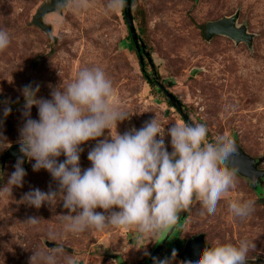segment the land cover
Segmentation results:
<instances>
[{"label":"rangeland","instance_id":"obj_1","mask_svg":"<svg viewBox=\"0 0 264 264\" xmlns=\"http://www.w3.org/2000/svg\"><path fill=\"white\" fill-rule=\"evenodd\" d=\"M44 1L0 0V28L10 34V45L0 51V134L9 146L18 144L19 129L25 120V85H39L35 98L50 99L53 88L64 87L81 68L95 66L113 83L112 102L131 113L128 119L118 122L119 133L139 129L156 116L164 125L165 146L171 152L167 129L172 122L184 120L162 94L157 81L181 103L189 120L203 118L209 141L229 131L240 148L258 160L257 168L264 171V0H131L134 28L153 67L144 59V72L128 42L122 9L108 11L107 0H87V7L78 11L69 4L61 13L50 12L43 18L54 37L48 40L31 24ZM235 13L237 27L251 34L249 44L220 35L204 39L207 22ZM6 105L11 111L5 117ZM31 118L38 119L36 105L31 107ZM112 132L115 134V128ZM107 134L106 129L98 139ZM95 143L90 140L81 145L82 170L90 167L87 154ZM8 148L0 150V156ZM64 158L61 155L57 159ZM16 160H0V186L14 171ZM33 163L26 159L21 186L0 194V264H30L32 249L51 250L61 243L78 264H144L158 237L140 238L133 228L89 230L49 239L47 231L60 230L62 215L68 210L58 198L39 209L22 201L32 189L58 191V182L50 173L44 169L33 171ZM235 176V187L220 198L214 213H208L198 199L193 200L174 230L181 245L171 248L169 243L174 240L170 237L157 259L185 264L179 258L184 243L203 235L208 244L216 240L236 243L247 238L255 248L249 251L246 264H264V181L254 188ZM230 199H252V212L244 218L234 217L228 208ZM30 217L41 218L40 224H26ZM173 249L175 258L171 256Z\"/></svg>","mask_w":264,"mask_h":264},{"label":"clouds","instance_id":"obj_2","mask_svg":"<svg viewBox=\"0 0 264 264\" xmlns=\"http://www.w3.org/2000/svg\"><path fill=\"white\" fill-rule=\"evenodd\" d=\"M69 4L78 11L87 7V0H56L57 10ZM125 4L126 0H107L106 8L116 12ZM9 45V32L0 28V51ZM38 91L39 85L22 89L25 120L17 141L22 156L17 157L14 171L0 186V194L11 193L13 186L22 185L26 175L24 157L34 160L33 171H48L58 182V191L32 189L22 201L37 209L57 198L63 202L68 214L62 215L60 230L47 231L49 239L110 228H133L140 238L163 237L179 220L178 213L193 200L198 199L208 213H214L220 198L235 187V173L223 163L236 151L229 131L209 141L203 118L174 121L167 129L171 152L165 146L164 125L156 116L139 129L121 134L117 124L131 113L112 102L113 83L100 67L81 68L71 82L53 88L50 99L35 98ZM33 105L38 119L31 118ZM10 111L6 105L3 115L6 117ZM106 129L107 137L98 139ZM90 140H96L87 154L90 167L82 170L81 145ZM7 147V139L0 134V150ZM61 155L65 158L58 161ZM253 206L252 199L228 200V208L237 218L247 217ZM40 221L39 217H30L25 223L35 227ZM254 248V242L247 238L236 243L216 240L184 262L246 264ZM171 256L175 258V249ZM30 264L78 262L61 243L51 250L32 249ZM153 264H171V259L153 257Z\"/></svg>","mask_w":264,"mask_h":264},{"label":"water","instance_id":"obj_3","mask_svg":"<svg viewBox=\"0 0 264 264\" xmlns=\"http://www.w3.org/2000/svg\"><path fill=\"white\" fill-rule=\"evenodd\" d=\"M62 10H57L56 0H45L33 14L31 18V24L43 31L48 40H54V37L51 34V26L45 23L43 21V18L46 14L50 12L61 13ZM122 12L125 24L127 26V30L129 32V36L132 40L134 49L138 55V62L143 71L144 59H146V61L151 64V58L149 54L145 51V46L140 40L134 28L131 12V0H126V4L122 8ZM237 17L238 14L235 13L231 16L223 17L216 21L207 22L204 25V39L208 41L214 35H220L233 40L235 43L245 42L249 44L251 42V34L246 32L245 28L237 27ZM151 68H153L152 64ZM147 80L149 83H151L148 78ZM155 83L161 90L162 94L169 99L172 106L176 108V110L182 116L183 120L185 122H189V118L182 112L181 103L167 89H165L161 85V83L157 81ZM1 100L2 98L0 97V102ZM233 139L235 141L236 151L231 155L228 160L224 161L223 163L227 168L247 180L254 188H256V186L259 184V181L264 177V171L257 168L259 164L258 160L246 154L238 145L237 140L235 138ZM18 156H22V154L19 152V144H13L9 146V148L0 156V160L3 162L6 159L17 158ZM26 159L27 157L23 158L24 162L22 164V167L25 166ZM192 203L193 201L190 205H188L186 208L182 209L178 213L179 220L171 228V230L165 236L157 238L144 264H153V257L157 258L158 254L163 249L165 243L171 237L176 227L185 218ZM206 246H208V244L205 242L203 235H197L184 243L183 248L179 253V258L182 261H186L188 257L194 255L196 252L202 251L203 248Z\"/></svg>","mask_w":264,"mask_h":264},{"label":"trees","instance_id":"obj_4","mask_svg":"<svg viewBox=\"0 0 264 264\" xmlns=\"http://www.w3.org/2000/svg\"><path fill=\"white\" fill-rule=\"evenodd\" d=\"M123 13V12H122ZM128 42H129V44H130V47L132 48V50L135 52V54L137 55V53H136V51H135V49H134V46H133V43H132V40H131V38H130V36L128 35ZM137 57H138V55H137ZM140 65V64H139ZM142 72H144V71H142ZM259 192H260V188L259 189H257ZM178 226H180V223H179V225ZM177 226V227H178ZM177 229V228H176ZM177 232L176 231H174V233L172 234V238H173V242H170L169 243V245H170V247L171 248H177L178 249V247L181 245L180 244V242L178 241L177 242ZM177 244V245H176Z\"/></svg>","mask_w":264,"mask_h":264},{"label":"flooded vegetation","instance_id":"obj_5","mask_svg":"<svg viewBox=\"0 0 264 264\" xmlns=\"http://www.w3.org/2000/svg\"><path fill=\"white\" fill-rule=\"evenodd\" d=\"M147 78V77H146ZM262 181H264V177L259 181V183H261ZM259 185V184H258ZM258 185L256 186V188H258Z\"/></svg>","mask_w":264,"mask_h":264}]
</instances>
